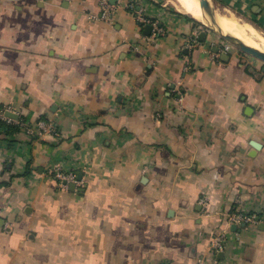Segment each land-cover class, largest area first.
Wrapping results in <instances>:
<instances>
[{"label":"crops","instance_id":"1","mask_svg":"<svg viewBox=\"0 0 264 264\" xmlns=\"http://www.w3.org/2000/svg\"><path fill=\"white\" fill-rule=\"evenodd\" d=\"M107 1L101 21L100 0H0V111L53 127L0 128V264H196L218 232L221 264H264V221H225L264 217V64ZM209 1L264 30V0Z\"/></svg>","mask_w":264,"mask_h":264},{"label":"built area","instance_id":"2","mask_svg":"<svg viewBox=\"0 0 264 264\" xmlns=\"http://www.w3.org/2000/svg\"><path fill=\"white\" fill-rule=\"evenodd\" d=\"M125 7L128 9L136 20L140 22H144V19L140 16V11L136 10L134 0H124ZM123 1V2H124ZM100 12L98 15H91V20H101V21H108L111 19L112 15L116 12L117 6L109 4L107 0H100ZM148 22V21H147ZM223 51L229 52L233 49L229 44L226 42H222ZM12 110L9 107L3 108L0 111V118L7 121L8 123L11 122L9 118L5 116V113H10ZM18 124L27 135H41V134H50L53 133V127L46 122L40 121L35 123L34 125L27 124L25 121L19 120L14 122ZM53 176L58 181L62 188H66L69 184H77L76 175L74 173L68 172L64 173L59 170H54ZM207 199L202 198L200 201L201 205L207 204ZM225 221L228 224H258L259 222L264 221L263 216H259L258 214H246V213H239V212H228L225 215ZM225 233L218 232L213 238L210 243V252L211 258L208 261L205 257H200L196 264H221L218 260V254L223 251L225 246Z\"/></svg>","mask_w":264,"mask_h":264},{"label":"bare ground","instance_id":"3","mask_svg":"<svg viewBox=\"0 0 264 264\" xmlns=\"http://www.w3.org/2000/svg\"><path fill=\"white\" fill-rule=\"evenodd\" d=\"M174 6L179 11L191 15L195 19H198L204 25H213L215 29H220L225 34H230L243 43L255 47L261 51H264V33L239 18L231 12L223 13L221 11H215L214 21L203 13L199 0H174ZM262 34V35H261Z\"/></svg>","mask_w":264,"mask_h":264},{"label":"water","instance_id":"4","mask_svg":"<svg viewBox=\"0 0 264 264\" xmlns=\"http://www.w3.org/2000/svg\"><path fill=\"white\" fill-rule=\"evenodd\" d=\"M199 2H200V7H201L203 13L206 14L208 17L210 16V18L212 17L211 19L214 21L216 10L211 6L210 1L209 0H199ZM146 28L150 29L151 27L147 26ZM216 33L222 41L229 44L232 48L240 51L241 53H244L246 55H249V56L257 59L258 61H260L264 64V51H261L259 49H256L255 47L249 46V45L243 43L238 38H236L230 34L223 33L220 29H216ZM204 36H205V33L201 32L200 37L202 38ZM7 116L11 117L13 119H17V116L12 114V113H8ZM69 187H70V190L74 189L73 184H70Z\"/></svg>","mask_w":264,"mask_h":264},{"label":"rangeland","instance_id":"5","mask_svg":"<svg viewBox=\"0 0 264 264\" xmlns=\"http://www.w3.org/2000/svg\"><path fill=\"white\" fill-rule=\"evenodd\" d=\"M158 1V3L159 4H166V6H167V8L169 7V8H171V9H173V10H175L176 8H175V6H174V0H157ZM210 3H211V6L213 7V8H215V10H216V12L219 10V11H221V12H223V13H226L227 12V10H225L223 7H221L220 5H218L217 3H214V2H212V1H210ZM218 9V10H217ZM237 16H239V18L240 19H242V20H244V21H247V22H250L251 23V21H249V20H247L246 18H244V17H241L240 15H237ZM198 20V19H197ZM199 24H201V25H203V26H206L208 29V33H209V35L210 36H213V37H215V38H217V39H220V37L217 35V33H216V29H215V27L213 26V25H204V24H202V23H200V22H198ZM253 24V23H252ZM259 29V28H258ZM260 31L261 32H263L264 33V30H262V29H260ZM221 40V39H220Z\"/></svg>","mask_w":264,"mask_h":264},{"label":"trees","instance_id":"6","mask_svg":"<svg viewBox=\"0 0 264 264\" xmlns=\"http://www.w3.org/2000/svg\"><path fill=\"white\" fill-rule=\"evenodd\" d=\"M192 20L196 23H198V21H196L195 19L192 18ZM199 24V23H198ZM22 120V119H20ZM23 121V120H22ZM0 128H4L5 129V132L7 134H14V133H18L19 131H21V127L16 124V123H13V124H10V123H5V122H1L0 121Z\"/></svg>","mask_w":264,"mask_h":264}]
</instances>
